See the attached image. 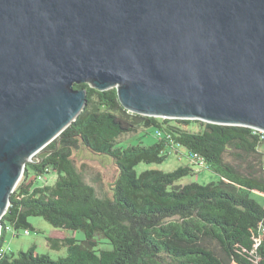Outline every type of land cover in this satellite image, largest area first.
I'll use <instances>...</instances> for the list:
<instances>
[{
  "label": "water",
  "instance_id": "water-1",
  "mask_svg": "<svg viewBox=\"0 0 264 264\" xmlns=\"http://www.w3.org/2000/svg\"><path fill=\"white\" fill-rule=\"evenodd\" d=\"M84 82L132 113L264 130V0H0V234Z\"/></svg>",
  "mask_w": 264,
  "mask_h": 264
},
{
  "label": "trees",
  "instance_id": "trees-1",
  "mask_svg": "<svg viewBox=\"0 0 264 264\" xmlns=\"http://www.w3.org/2000/svg\"><path fill=\"white\" fill-rule=\"evenodd\" d=\"M74 87L87 90L88 103L42 155L26 163L1 219L0 249L8 230L35 229L30 216L82 231L84 238L48 236L52 248L66 247L67 254L54 258L32 246L16 255L0 252V264H264V200L253 197L254 192L264 197L260 132L132 113L115 87L98 90L91 82ZM193 123L198 131L187 129ZM140 125L153 126L159 139L117 145ZM172 143L186 148L190 160L201 156L220 179L179 183L193 173L190 165L136 170L141 162L162 163ZM80 146L113 158L118 175L109 190L99 192L87 182L84 166L74 158ZM51 171L57 174L54 183H38Z\"/></svg>",
  "mask_w": 264,
  "mask_h": 264
},
{
  "label": "rangeland",
  "instance_id": "rangeland-1",
  "mask_svg": "<svg viewBox=\"0 0 264 264\" xmlns=\"http://www.w3.org/2000/svg\"><path fill=\"white\" fill-rule=\"evenodd\" d=\"M188 130L198 131L200 129L199 124L193 123L187 127ZM158 135L153 126L145 127L140 125L137 132H133L124 135L120 138V142L117 145L128 146L131 144H145L150 145L158 140ZM264 150V146L262 147ZM167 158L162 163H145L141 162L136 166V170L141 172L145 169L157 168L164 171H172L182 165H190L193 167V173L183 177L179 183L185 184L190 182L208 183L211 181H218L220 176L213 169L207 166L193 165V161L190 160L188 150L183 146H178L172 143L167 146ZM44 153V149L34 154L29 161H33L38 156ZM230 155L227 159L232 160ZM74 158L79 166H84V174L87 182L94 185L99 192L107 191L111 187V183L114 182L118 175L117 165L113 158L97 154L93 151L80 146L74 152ZM57 174L51 171L47 174L43 180L39 181L40 184H52L56 180ZM35 178V175H31L30 179ZM23 175L20 179L22 181ZM19 181V182H20ZM18 182V184H19ZM253 197L264 200L260 194L254 192ZM29 221L35 227L34 230H30V233H25L23 229H20L18 233H14L12 230H8L6 233L3 246L8 250L9 254H17L21 250H27L32 246H35L39 253H48L54 258H59L67 254V248L62 247L60 249H54L50 246L47 237L52 235H74L78 240L84 238L82 231L74 232L72 230L60 229L54 227L51 223L46 221L40 216H30ZM109 247V245H105Z\"/></svg>",
  "mask_w": 264,
  "mask_h": 264
},
{
  "label": "built area",
  "instance_id": "built-area-1",
  "mask_svg": "<svg viewBox=\"0 0 264 264\" xmlns=\"http://www.w3.org/2000/svg\"><path fill=\"white\" fill-rule=\"evenodd\" d=\"M256 131H258V132H260L261 133V140L263 141V143H264V130H261V129H257V128H254ZM157 134H159V133H157ZM264 146V145H263ZM191 159H192V161H193V163H195L196 165H199V166H205V161H204V159L201 157V156H199V155H197V154H193L192 156H191ZM41 180L43 179V178H41V177H39ZM24 232L25 233H30V231H29V229H24ZM16 234V233H15ZM8 250L5 248V247H2L1 249H0V252L1 253H5V252H7Z\"/></svg>",
  "mask_w": 264,
  "mask_h": 264
}]
</instances>
